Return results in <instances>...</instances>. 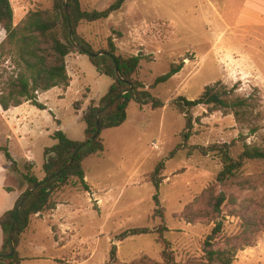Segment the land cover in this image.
<instances>
[{
	"label": "rangeland",
	"instance_id": "obj_1",
	"mask_svg": "<svg viewBox=\"0 0 264 264\" xmlns=\"http://www.w3.org/2000/svg\"><path fill=\"white\" fill-rule=\"evenodd\" d=\"M115 0H80L83 11H103ZM53 0H10L18 24L31 9L49 10ZM80 37L95 51L103 50L114 39L119 54L142 55L137 79L146 88L166 74L172 64L182 70L166 84L150 91L164 107L152 110L131 103L127 119L115 129L101 134L104 151L83 163L89 193L72 187L56 197L58 210L31 218L18 251L21 264H106L112 247L117 264H132L141 257L162 263L163 246L157 242V229L177 264L204 261L203 243L220 224L216 248L230 243L237 248L232 264H264V164H245L241 176L250 182L244 187L215 188L225 202L212 220L188 224L180 218L185 206L199 198L221 170L214 155L188 154V148L214 144L231 146L236 158L245 146L264 148V0H126L122 9L105 21L81 22ZM14 72V64L0 59V89ZM71 78L66 91L53 89L40 94L46 110L27 104L4 112L0 108V145L6 146L18 163V173L0 153V207L9 204L3 189L26 190L20 173L30 161L38 180L44 177V149L55 144L50 136L62 131L72 141L84 140L85 125L80 117L90 100L103 97L112 81L100 75L86 55L67 59ZM220 83L239 98L249 99V123L238 124L232 113L208 112L203 107L191 111L194 123L186 148L173 158L170 153L182 143L185 119L172 106L183 97L196 100L206 86ZM74 102H80L77 114ZM60 124V125H59ZM59 125V126H58ZM156 145L157 149L153 146ZM159 162L165 171L159 189V208L164 219L153 217L155 194L149 176ZM206 209L201 201L197 205ZM248 218L263 225L239 246L236 240ZM134 228H147L151 234L117 237ZM2 233L0 231V247Z\"/></svg>",
	"mask_w": 264,
	"mask_h": 264
},
{
	"label": "trees",
	"instance_id": "obj_2",
	"mask_svg": "<svg viewBox=\"0 0 264 264\" xmlns=\"http://www.w3.org/2000/svg\"><path fill=\"white\" fill-rule=\"evenodd\" d=\"M64 0H53L49 10L39 8L29 10L25 17L14 24V10L10 0H0V31L4 37L0 42V59L7 58L14 64V72L0 89V108L6 112L25 103L46 110V106L38 101V95L52 89L66 91L70 87L71 78L67 72V59L72 54L86 55L96 71L112 81L107 93L98 101L90 100L80 117L85 125L84 140L72 141L62 131H55L50 138L55 141L52 147L44 149L45 162L42 166L44 177L38 180L33 174L34 166L30 162L23 165L20 173L25 192L18 197L13 209L0 216V231L2 244L0 248V264H21L24 260L18 251L23 235L30 227L31 218L43 212L55 211L60 205L56 197L64 189L72 187L89 193V186L85 181L83 163L91 156H98L104 151V141L101 134L105 130L115 129L124 124L127 119V108L131 103L139 106H148L152 110L162 109L164 103L151 95L150 91L166 84L183 68V63L172 64L169 71L156 78L153 84L146 86L137 79V72L142 61V55L125 56L118 53L114 39L107 40L103 50L95 51L90 43L80 37L77 30L81 22L94 23L107 20L112 14L120 11L126 0H115L112 5L103 11H83L80 0H65L66 13L63 9ZM71 31V39L69 32ZM102 53L101 55H99ZM117 70V72H116ZM117 73L119 77L117 76ZM110 104L104 110L102 109ZM76 113L81 111L80 102H74ZM175 110L185 119V130L182 133V143L170 153L173 158L182 148H186L191 137L193 117L191 111L198 107L208 112L232 113L235 121L240 124L249 123L252 114V105L249 99L236 97L234 91L227 89L220 83L206 86L200 96L193 101L177 97L172 101ZM99 116V134L92 139L96 132L97 114ZM60 125V124H59ZM58 125V126H59ZM188 154L194 152L206 157L216 156L221 164V170L215 181L201 196L185 206L180 218L188 224L197 221L212 220L221 212L225 202L223 193L215 194V188L244 187L250 182L241 176L246 163L259 161L264 164V148L245 146L236 158L231 155V146L214 144L187 147ZM79 149L73 157L75 151ZM2 153L9 164L10 173H18V163L11 157L6 146L0 145ZM71 164L67 167V165ZM67 167V168H66ZM164 162H159L151 172L149 179L154 187L152 197L156 207L153 217L164 219L163 209L159 208V189L165 180ZM7 193L11 189L5 188ZM26 196L24 202L23 197ZM201 201L206 209L197 205ZM21 204L19 211L17 207ZM15 220V222H14ZM263 226L259 220L248 218L244 221L243 231L236 239L239 246H249L248 240ZM167 232L165 226H160L156 233L157 242L163 246L161 252L162 263L155 262L147 257H141L132 264H177L169 250V243L163 238ZM11 233L13 255L9 234ZM147 228H134L121 233L117 240L151 234ZM221 233V226L217 224L203 243L204 261L188 260L184 264H232L237 248L229 244L226 248H216L215 238ZM106 264H117L116 248L112 247L109 260Z\"/></svg>",
	"mask_w": 264,
	"mask_h": 264
},
{
	"label": "crops",
	"instance_id": "obj_3",
	"mask_svg": "<svg viewBox=\"0 0 264 264\" xmlns=\"http://www.w3.org/2000/svg\"><path fill=\"white\" fill-rule=\"evenodd\" d=\"M15 17V16H14ZM14 22H15V20H14ZM15 24V23H14ZM16 25V24H15ZM3 37H4V33L3 32H1L0 31V42L2 41V39H3ZM71 83V82H70ZM69 89V88H68ZM53 90V89H52ZM51 91V90H50ZM40 95H38V97H39ZM25 104H27V103H25ZM22 106V105H21ZM20 107V106H19ZM18 108V107H17ZM17 108H12V109H17ZM11 110V109H10ZM10 110H8V111H10ZM8 111H6V112H8ZM77 114V113H76ZM78 115V114H77ZM28 162H30V161H28ZM31 163V162H30ZM86 179V178H85ZM89 188H90V186H89ZM4 190V189H3ZM90 190H91V188H90ZM6 194H4L5 196H9V198H10V202H8L9 204H7V205H5L4 207H0V216L3 214V213H5L6 211H9V210H11V209H13V207H14V205H15V202H16V200L18 199V197L20 196L19 195V193H18V191L17 190H13L12 192H10V193H7L6 191H4ZM59 206H61V205H58V207H57V210H58V208H59ZM1 244H2V242H1ZM1 248V247H0Z\"/></svg>",
	"mask_w": 264,
	"mask_h": 264
},
{
	"label": "water",
	"instance_id": "obj_4",
	"mask_svg": "<svg viewBox=\"0 0 264 264\" xmlns=\"http://www.w3.org/2000/svg\"><path fill=\"white\" fill-rule=\"evenodd\" d=\"M63 9H64V11H65V13H66V3H65V0L63 1ZM69 34H70V39H71V31L69 32ZM101 54H102V53H100L99 55H101ZM116 72H117V70H116ZM117 76L119 77L118 73H117ZM109 106H110V104L106 105V106L102 109L101 112H103L104 110H106ZM101 112H99V113L97 114V120H96V132H95L94 136L92 137V139H95L96 136L99 134V116H100ZM78 151H79V149H77V150L75 151V153L73 154V157L76 155V153H77ZM70 164H71V162L67 165V167H68ZM67 167H66V168H67ZM25 198H26V196L23 197V201L21 202V204L24 202ZM21 204L17 207V209H16L17 212L19 211V209H20V207H21ZM14 222H15V220H14ZM9 239H10V242H11V241H12L11 233L9 234ZM11 248H12V252H11L10 256L13 255V250H14V247H13V245H12V242H11Z\"/></svg>",
	"mask_w": 264,
	"mask_h": 264
},
{
	"label": "built area",
	"instance_id": "obj_5",
	"mask_svg": "<svg viewBox=\"0 0 264 264\" xmlns=\"http://www.w3.org/2000/svg\"><path fill=\"white\" fill-rule=\"evenodd\" d=\"M153 147H154L155 149H157V146H156V145H154Z\"/></svg>",
	"mask_w": 264,
	"mask_h": 264
}]
</instances>
